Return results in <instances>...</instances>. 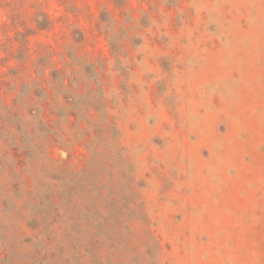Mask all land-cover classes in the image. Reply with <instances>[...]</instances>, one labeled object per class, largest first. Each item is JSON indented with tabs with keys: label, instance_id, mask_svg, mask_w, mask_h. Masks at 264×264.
<instances>
[{
	"label": "rangeland",
	"instance_id": "374dc122",
	"mask_svg": "<svg viewBox=\"0 0 264 264\" xmlns=\"http://www.w3.org/2000/svg\"><path fill=\"white\" fill-rule=\"evenodd\" d=\"M0 264H264V0H0Z\"/></svg>",
	"mask_w": 264,
	"mask_h": 264
}]
</instances>
